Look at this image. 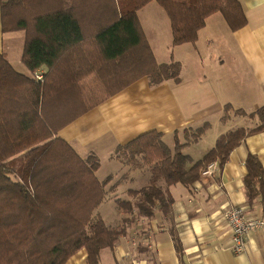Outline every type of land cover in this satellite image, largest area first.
I'll return each mask as SVG.
<instances>
[{"label": "trees", "instance_id": "16d2710c", "mask_svg": "<svg viewBox=\"0 0 264 264\" xmlns=\"http://www.w3.org/2000/svg\"><path fill=\"white\" fill-rule=\"evenodd\" d=\"M152 2L167 14L174 46L196 43L218 13L233 32L247 25L239 0H1L2 33H25L26 73L0 52V264H66L82 249L88 264H100L122 235L96 215L111 177L100 182L99 160L83 159L58 134L144 77L153 85L180 81L181 64H158L140 25L138 12ZM232 112L260 125L220 136L197 162L177 137L171 149L158 132L118 147L124 165L151 174L133 193L153 209L168 194L160 183L190 188L212 164L222 169L247 136L264 132V106L247 115L228 105L222 120ZM207 129L194 131L193 141ZM246 168V203L259 204L264 219V167L249 153Z\"/></svg>", "mask_w": 264, "mask_h": 264}, {"label": "crops", "instance_id": "0c3cea01", "mask_svg": "<svg viewBox=\"0 0 264 264\" xmlns=\"http://www.w3.org/2000/svg\"><path fill=\"white\" fill-rule=\"evenodd\" d=\"M239 1L247 19L244 28L233 32L218 13L207 19L196 43L177 46L163 8L156 2L142 8L139 22L157 63H180V81L153 85L144 77L58 134L83 159L99 160L100 182L112 179L96 215L123 233L112 248L102 250L100 264H264V229L251 232L245 251L235 254L225 216L230 208L243 207L249 217H261L259 204L246 203L244 178L249 153L264 167V132L247 136L222 169L212 164L190 188L160 183L168 194L164 202L156 200L153 209L133 193L149 186L147 167L131 169L121 179L112 172L119 169L116 163L124 166L116 156L118 147L150 132L160 133L171 149L177 137L186 145L184 153L197 162L220 136L260 125L257 119L234 112L222 120L228 105L247 115L264 106V0ZM24 43V32L2 33L0 0V52L14 67L11 57H18L24 70L20 73H26ZM205 125L208 129L193 141V132ZM106 167V176L100 177ZM118 201L125 205L119 207ZM87 257L82 249L66 264H88Z\"/></svg>", "mask_w": 264, "mask_h": 264}, {"label": "built area", "instance_id": "2783aa9c", "mask_svg": "<svg viewBox=\"0 0 264 264\" xmlns=\"http://www.w3.org/2000/svg\"><path fill=\"white\" fill-rule=\"evenodd\" d=\"M38 79L42 80V76H38ZM225 216L232 233L231 251L242 254L246 249L248 235L253 231L264 229V219L249 217L243 207H232Z\"/></svg>", "mask_w": 264, "mask_h": 264}, {"label": "rangeland", "instance_id": "374dc122", "mask_svg": "<svg viewBox=\"0 0 264 264\" xmlns=\"http://www.w3.org/2000/svg\"><path fill=\"white\" fill-rule=\"evenodd\" d=\"M8 1H9V0H8ZM21 33H22V32H21ZM6 44H7V43H6ZM11 59H12L14 65H15V68H16L17 71H19V72H20V71H24V70H22V68H21L20 61H17V60H18V57H17L16 55L12 56ZM122 164H123V163H122ZM116 165L118 166L119 169H118L117 171H112V172H114L115 174H119V176L116 177V179L125 178V177H126L125 173L130 172L131 168H130L129 166H127V165H124V164H123L124 166H120V165L117 164V163H116ZM121 169H122V170H121ZM108 170H109V168H107V167L104 168L103 172H102L101 174H99V176H100V177H104V176H106ZM148 176L151 177L150 171L148 172ZM122 180H124V179H122Z\"/></svg>", "mask_w": 264, "mask_h": 264}]
</instances>
